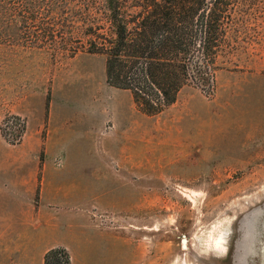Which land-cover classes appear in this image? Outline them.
Segmentation results:
<instances>
[{
    "label": "rangeland",
    "instance_id": "1",
    "mask_svg": "<svg viewBox=\"0 0 264 264\" xmlns=\"http://www.w3.org/2000/svg\"><path fill=\"white\" fill-rule=\"evenodd\" d=\"M73 8L0 0V264L55 247L75 264H264V0H232L210 89L188 81L155 116L107 83L77 19L94 9Z\"/></svg>",
    "mask_w": 264,
    "mask_h": 264
},
{
    "label": "trees",
    "instance_id": "2",
    "mask_svg": "<svg viewBox=\"0 0 264 264\" xmlns=\"http://www.w3.org/2000/svg\"><path fill=\"white\" fill-rule=\"evenodd\" d=\"M231 3L232 0H44L50 11L63 12L73 6L94 9L93 13L77 17L82 23H90L82 32L90 43L89 52L105 57L107 83L130 92L136 107L148 116L158 115L174 104L188 81L203 91L210 89L208 62L223 42ZM25 9L23 21L35 23V8L27 3ZM47 36H52L51 32L43 29L35 39ZM21 122L18 116L7 118L2 135L8 142L21 138ZM43 264H71V258L65 248L55 247L45 253Z\"/></svg>",
    "mask_w": 264,
    "mask_h": 264
},
{
    "label": "bare ground",
    "instance_id": "3",
    "mask_svg": "<svg viewBox=\"0 0 264 264\" xmlns=\"http://www.w3.org/2000/svg\"><path fill=\"white\" fill-rule=\"evenodd\" d=\"M222 241H224V237H223V235L220 234L217 238L214 239L213 247H217L219 250H223L224 251L225 247H224Z\"/></svg>",
    "mask_w": 264,
    "mask_h": 264
},
{
    "label": "crops",
    "instance_id": "4",
    "mask_svg": "<svg viewBox=\"0 0 264 264\" xmlns=\"http://www.w3.org/2000/svg\"><path fill=\"white\" fill-rule=\"evenodd\" d=\"M68 253H69L70 258H71V264H75V263H77V260L74 259V255H73L72 251L70 250Z\"/></svg>",
    "mask_w": 264,
    "mask_h": 264
}]
</instances>
